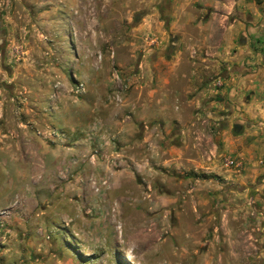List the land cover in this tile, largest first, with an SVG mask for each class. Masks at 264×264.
I'll return each mask as SVG.
<instances>
[{"label": "rangeland", "instance_id": "rangeland-1", "mask_svg": "<svg viewBox=\"0 0 264 264\" xmlns=\"http://www.w3.org/2000/svg\"><path fill=\"white\" fill-rule=\"evenodd\" d=\"M157 2L0 0V264H264V197L216 193L208 122L177 140Z\"/></svg>", "mask_w": 264, "mask_h": 264}, {"label": "crops", "instance_id": "crops-1", "mask_svg": "<svg viewBox=\"0 0 264 264\" xmlns=\"http://www.w3.org/2000/svg\"><path fill=\"white\" fill-rule=\"evenodd\" d=\"M157 1V8L162 6L168 26L172 25V30L176 26L181 29L180 35L174 33L173 39H183L191 48L189 63L181 72V87L189 88V95L182 93L183 103L193 111H187L191 120L185 131L177 132L178 142L200 131L201 128H193L199 120L208 122L210 130L206 129L205 133L213 137L212 162L222 180L213 184L216 190L224 185L223 190L218 189L216 193L234 201L246 194L252 200L262 199L264 0ZM204 40H213L214 46L204 50L203 45L196 42ZM195 62L198 65L194 66ZM172 105L173 114H186V111H178L176 102ZM223 157H231L241 165L225 168ZM219 164L225 169L220 170ZM255 207L260 214L264 213V204L257 203ZM254 241L261 239L254 238Z\"/></svg>", "mask_w": 264, "mask_h": 264}, {"label": "built area", "instance_id": "built-area-1", "mask_svg": "<svg viewBox=\"0 0 264 264\" xmlns=\"http://www.w3.org/2000/svg\"><path fill=\"white\" fill-rule=\"evenodd\" d=\"M223 164L227 167H239L241 163L235 161L231 157H223L222 158Z\"/></svg>", "mask_w": 264, "mask_h": 264}]
</instances>
